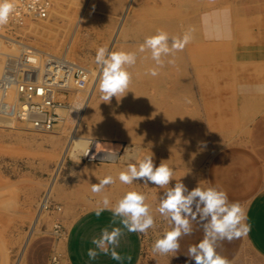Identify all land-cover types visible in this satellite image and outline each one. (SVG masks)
<instances>
[{"label":"rangeland","instance_id":"1","mask_svg":"<svg viewBox=\"0 0 264 264\" xmlns=\"http://www.w3.org/2000/svg\"><path fill=\"white\" fill-rule=\"evenodd\" d=\"M50 2L43 19L0 26L6 36L2 52L6 46L11 53L0 54V58L17 59L33 49L64 55L87 69L88 83L80 89L72 86L59 97L63 119L48 131L35 129L18 119L12 108L0 106V264H26L35 240L50 233L65 235L74 218L102 206L105 196L114 206L127 192L137 189L142 181L127 185L118 178L129 164H137V158L153 155L157 166L162 161L172 168L168 188L175 184L177 173L187 174L193 162L202 169L216 150L211 147L214 134L207 132L211 120L208 108L214 111L209 97L240 75L249 55L244 52L241 60L240 46L246 50L256 42L249 27L241 26L234 17L229 0ZM157 30L167 32L170 38L190 32L192 39L182 51L162 57L164 66L152 76L149 70L157 65L151 51L140 52L139 48ZM100 47L137 54L136 64L127 68L132 76L128 91L108 103L101 100L100 68L95 62ZM36 60L41 64L39 56ZM170 60L174 63H168ZM6 70L1 68L0 75ZM95 79L96 89L77 135L121 144L118 159L104 161L69 153L63 160L77 125L80 108L76 100L86 101ZM108 175L115 182L93 193L92 185ZM167 189L151 184L153 195Z\"/></svg>","mask_w":264,"mask_h":264},{"label":"crops","instance_id":"2","mask_svg":"<svg viewBox=\"0 0 264 264\" xmlns=\"http://www.w3.org/2000/svg\"><path fill=\"white\" fill-rule=\"evenodd\" d=\"M227 3L234 7V17L241 26L253 32L256 42L246 50L240 46L241 60L244 52L249 54L242 63L244 69L209 97L214 111L208 108L211 120L207 132L214 134L211 147L216 150L202 169L193 162L187 174L177 173L174 181H182L190 190L197 186L216 187L226 191L231 202H239L246 211L250 231L232 242H222L217 251L230 264H264V0ZM134 191L145 195L154 217L155 226L146 234L129 232L120 217L113 223L111 211L97 216L98 207L91 208L69 223L65 235L50 233L35 240L29 247L26 264H52L53 256H57L58 264H186L188 247L203 239L202 227L193 223V234L180 239L179 253L153 252L155 241L171 230L169 221L157 211L167 190L153 195L151 184L139 183ZM115 227L123 233L116 248L122 259L113 260L110 253L105 255L96 249L97 258L90 260L88 250L95 249L92 239L99 238L103 229L111 231Z\"/></svg>","mask_w":264,"mask_h":264},{"label":"clouds","instance_id":"3","mask_svg":"<svg viewBox=\"0 0 264 264\" xmlns=\"http://www.w3.org/2000/svg\"><path fill=\"white\" fill-rule=\"evenodd\" d=\"M13 12L12 0H0V26L9 22ZM191 39L190 32H185L182 37L170 38L163 30H157L155 35L146 37L139 51L150 50L151 59L157 65V68L149 70V74L158 75V68H162L165 63L162 57L182 51ZM136 61L135 52L109 51L105 47L97 50L95 62L100 68L99 89L103 102L108 103L113 97L125 95L132 79L127 68L134 66ZM168 63H174V60ZM116 156L115 152H109L105 153L102 159H115ZM173 175L174 170L167 164L161 161L157 166L153 155H145L143 158H137V164H129L127 170L120 172L118 178L121 183L127 185L134 181H142L164 188L173 180ZM114 182L111 175L105 176L99 183L92 185V192L100 193ZM101 205L96 209L97 216L105 210L111 211L113 223L116 217H120L121 223L129 232L146 234L155 226L150 206L142 193L127 192L114 206L110 205L109 199L105 196ZM157 211L169 221L171 230L164 232L163 236L155 241L153 245L155 253L162 255L179 253L180 239L193 234V223H198L202 227L203 239L188 247L186 264H191V261H195V264H230L227 258L219 254L217 248L222 242H232L250 231L244 207L239 202H231L227 192L216 187L197 186L190 190L182 181L177 182L163 194ZM122 235L119 227L112 228L111 231L103 229L99 238L92 239L95 249L88 250L89 259L97 258L98 249L105 255L110 253L113 260H121L122 257L116 248Z\"/></svg>","mask_w":264,"mask_h":264},{"label":"built area","instance_id":"4","mask_svg":"<svg viewBox=\"0 0 264 264\" xmlns=\"http://www.w3.org/2000/svg\"><path fill=\"white\" fill-rule=\"evenodd\" d=\"M14 12L6 27L23 24L27 19H43L47 17L50 0H12ZM3 29V28H2ZM0 29V54L2 42L6 41L4 31ZM41 64L36 63V57ZM14 59V65L8 66L5 74L0 77V92L15 91L14 102L6 104L3 97L1 108H12L18 119L33 126L37 130L53 129L63 119L59 112V97L72 87L84 88L88 83V71L67 56L27 51ZM9 60V58H8ZM28 70V71H27ZM21 76L22 78H20ZM56 264L57 256H53Z\"/></svg>","mask_w":264,"mask_h":264},{"label":"bare ground","instance_id":"5","mask_svg":"<svg viewBox=\"0 0 264 264\" xmlns=\"http://www.w3.org/2000/svg\"><path fill=\"white\" fill-rule=\"evenodd\" d=\"M5 32V31H4ZM5 42V41H4ZM10 42V41H9ZM3 44V43H2ZM6 45V44H5ZM4 46V45H3ZM2 47V46H1ZM6 48V46H5ZM1 53V56H5L8 54L11 55V53L8 52V50L6 49ZM8 48V47H7ZM8 57H1L0 58V69L2 68V70L4 68H7L9 65L13 66L14 65V59L9 58V60L7 59ZM6 63V64H5ZM36 63H38L39 65V61L36 60ZM1 73H3L2 71H0ZM5 72V71H4ZM1 76V75H0ZM3 76V75H2ZM97 80L95 79L93 86L91 87L89 94L87 96L86 101L83 103L82 99H75L76 100V107L80 108L79 112H78V120H77V125L73 131V133L71 134L69 143L66 147L65 153L63 155V160L65 158V156L67 154H72V155H76L78 156L80 153H84L87 155L88 159H100V160H106V159H102L103 156L105 155V153H109V152H115L117 155L121 149V144L119 143H115L112 141H106L103 139H97V140H91V139H83L80 138L77 135V127L79 126V123L81 122V119L83 118V115L85 114V112L87 111V106L89 103L90 98L92 97L95 89H96V85H97ZM7 95L5 96L4 93L0 92V100L2 101L3 97L7 98V102L6 104L9 105V103L11 102L10 100L14 101V99L16 98V93L15 91H10L6 93ZM80 98V97H79ZM2 103V102H1ZM3 111V110H2ZM1 112V111H0ZM2 113V112H1ZM7 113V112H6ZM9 113V112H8ZM13 113V112H12ZM11 113V114H12ZM72 113V112H71ZM76 113V112H75ZM11 114H9L11 116ZM14 114V113H13ZM4 115V114H3ZM72 115V114H71ZM5 116V115H4ZM3 116V117H4ZM7 116V115H6ZM9 116V118H10ZM7 119V118H6ZM16 119V118H15ZM68 120V119H67ZM23 124V122H22ZM27 124V123H26ZM41 131V130H40ZM117 158V156H116ZM115 158V159H116ZM115 159H107V160H115Z\"/></svg>","mask_w":264,"mask_h":264}]
</instances>
